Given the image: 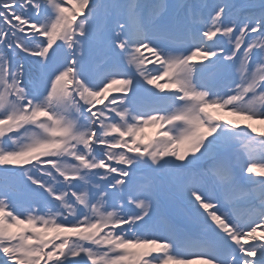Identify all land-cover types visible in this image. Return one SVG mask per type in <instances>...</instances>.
I'll return each mask as SVG.
<instances>
[{"label":"snow or ice","instance_id":"obj_1","mask_svg":"<svg viewBox=\"0 0 264 264\" xmlns=\"http://www.w3.org/2000/svg\"><path fill=\"white\" fill-rule=\"evenodd\" d=\"M0 264H264V0H0Z\"/></svg>","mask_w":264,"mask_h":264},{"label":"rangeland","instance_id":"obj_2","mask_svg":"<svg viewBox=\"0 0 264 264\" xmlns=\"http://www.w3.org/2000/svg\"><path fill=\"white\" fill-rule=\"evenodd\" d=\"M257 127H259V125H257Z\"/></svg>","mask_w":264,"mask_h":264}]
</instances>
